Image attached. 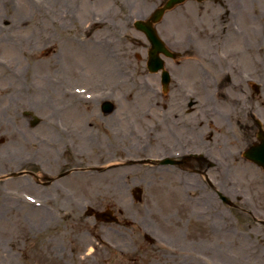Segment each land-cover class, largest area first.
Returning a JSON list of instances; mask_svg holds the SVG:
<instances>
[{
    "label": "rangeland",
    "instance_id": "374dc122",
    "mask_svg": "<svg viewBox=\"0 0 264 264\" xmlns=\"http://www.w3.org/2000/svg\"><path fill=\"white\" fill-rule=\"evenodd\" d=\"M159 2L0 0V264H264V226L239 211L233 221L214 192L227 196L228 163L210 171L211 189L202 177L176 167L138 162L161 156L148 144L154 125L156 131L160 125H202L201 137L210 143L220 125L246 123V98L251 113L264 122V0L187 1L166 16L169 32L204 30L203 41L192 45L193 63L216 51L214 41L206 44L213 28L224 36L216 40L217 57L239 52L234 62L239 73L259 87L258 93L244 84L234 91L237 74L229 60L222 64L215 58L213 66L222 67L228 80L221 79L219 93L214 85L198 86L190 114L171 93L150 94L152 84L139 71L133 23ZM93 11L100 38L110 36L106 40L84 34ZM79 95L89 101L77 102ZM103 100L115 110L101 113ZM173 108L180 124H172ZM235 108L243 117L229 123L227 114ZM23 112L40 123L31 127ZM75 128L88 135L83 144L74 137L70 143L63 132ZM241 161L248 170L252 166ZM25 170L40 180L8 178ZM88 207L110 209L118 222H96L86 217Z\"/></svg>",
    "mask_w": 264,
    "mask_h": 264
},
{
    "label": "flooded vegetation",
    "instance_id": "af4514ba",
    "mask_svg": "<svg viewBox=\"0 0 264 264\" xmlns=\"http://www.w3.org/2000/svg\"><path fill=\"white\" fill-rule=\"evenodd\" d=\"M164 1L165 0H160L158 6L163 4ZM213 2L214 5H217V3L221 4L223 0H213ZM95 14V11H93L89 16L91 19L88 22V26H86L85 29L83 28L84 34L89 33V36L91 37L92 35H96L100 40H106L110 36L109 34L106 36V34L103 33L101 36L104 37L100 38L99 33L100 30H102L101 23L100 20L96 21L95 17H97V15ZM168 22L167 17H164L163 15V18L159 23L151 26L164 45L178 55L174 60L159 55L163 61L164 69L170 75L168 93H171L178 99H182L186 114L194 113L197 103L198 86L206 85V79L204 77L206 75L205 66L213 63L215 61V56L213 54V56L210 55L206 58L198 57L195 59L196 63H193V58H190V62L187 63V65L185 64L184 67H181L180 62L182 59H185L183 58L184 55L190 53L192 50L194 51L195 49H193V46H198V43L203 41L202 32H204V30L198 29L195 32L190 33L192 35H181L176 32L174 33L173 31L169 32L165 25ZM134 31L136 34L133 36V43H138L137 47H139L142 56H137L141 67L139 71L145 72L143 75L147 76L152 84V86L148 87L149 92L152 95L158 96L159 93H161L160 74L149 73L145 67L148 60V53L153 52V46L142 33L137 32L135 29ZM206 33L207 40L214 41L213 44H215L216 40H218V36L215 37L214 35L216 30L209 27V31ZM114 40V43H116L119 38H114ZM96 42L100 43L101 41ZM185 44H188L192 50L184 49ZM116 45L117 44H115V46ZM117 59L119 60V58ZM117 59H115V61L119 66L120 62ZM136 67H139V63L135 65V68ZM118 70L119 69H116V72H118ZM135 71L136 69L134 72ZM116 72V76L120 77L122 75L120 70L118 74ZM186 72H190L191 74ZM226 80H228V76L222 78V81ZM215 85L214 90L221 91V83ZM246 86L249 87V89L252 88L249 82ZM247 101L246 98V114L248 116L246 118V123L244 125H220V128L217 131L211 133L210 143H205L203 137H201L202 125H160L161 131H156L154 125L150 129V139L148 144L150 147L152 146L154 150L161 151V158L175 160L178 163L177 166H175L177 170H180L185 174L189 173L190 175L202 178L208 177L210 171L214 169L216 165L217 168H223L226 163H228L225 169L227 173L225 174V177L228 178L226 197L231 202L228 207L233 221L236 218L235 211H239L240 213L251 217L256 224L260 225L258 222L261 221L262 218L258 217L264 215V197H261V187L264 189V169L255 166L250 162L249 163L252 166H255L256 169L251 166L248 170L245 168V165H239L240 162H242V159L246 160L243 156L244 152L261 143V140L259 139L260 133L264 132V125L260 122L261 116L259 114H253V112L251 113ZM103 102L104 101L99 104V110H101ZM248 119H250V121L247 122ZM54 130H56V132L58 131L57 128ZM63 132L67 135L70 143L73 141V137L74 139L84 140L88 136L86 134L81 136L76 128L65 129ZM113 133L117 134V132ZM60 138L63 137L60 135L56 140ZM155 139H158L159 142L155 143ZM238 146L239 148H237ZM239 157L242 159L240 160ZM235 162H239L238 165L235 166ZM236 167H243V169H236ZM236 175H238V178ZM238 204L241 205L239 206Z\"/></svg>",
    "mask_w": 264,
    "mask_h": 264
},
{
    "label": "bare ground",
    "instance_id": "6f19581e",
    "mask_svg": "<svg viewBox=\"0 0 264 264\" xmlns=\"http://www.w3.org/2000/svg\"><path fill=\"white\" fill-rule=\"evenodd\" d=\"M228 28H231V24L228 26ZM227 29V28H226ZM232 34H234V35H236V33H232ZM221 38L222 39H224V36H221ZM226 40H228V39H226ZM210 43H211V41H208V40H206V44H207V47L210 45ZM256 50L254 51V52H257V53H259L260 51V49H261V47L260 46H256V48H255ZM264 55V54H263ZM240 56V54H239V52H236V51H234V52H232L231 54H229L228 56H226V58L225 57H220V59H221V61H220V59H219V57H216V59L218 60V63L219 62H221L222 64H224V63H227L226 62V59L227 60H229V63L231 64V71L233 72V73H236L237 74V76L235 77V83H233V85H231L230 87H232V89L234 90V91H240L241 89H242V85L244 84V82L247 80V77H244L243 76V73L242 74H240L239 72H240V69H239V65L238 64H236V63H234V62H236V60L238 59V57ZM261 58V57H260ZM264 57H262V59H263ZM250 62H252L254 65L255 64H257L258 62H256V60L253 58V57H251L250 58ZM187 61H189V58L187 59ZM192 63V62H191ZM252 64V65H253ZM259 64V63H258ZM214 64H210V65H206L205 66V69H206V83H207V77H210V76H212V78L211 79H213V82L211 81V82H209V84L207 83L206 84V87L204 88V90H209V88L212 86L213 87V85H215V84H217V83H219V81L224 77V76H228V74H226L227 72L221 67V68H216V67H214L213 66ZM253 65V66H254ZM251 73L252 74H254L255 73V71H254V69H253V67L251 68ZM250 79V78H249ZM216 86V85H215ZM217 93H219V91L217 92ZM233 92L232 91H230V94H232ZM71 97H73L74 95H72L71 93L69 94ZM54 96V95H53ZM148 96H150V95H148ZM234 100L236 101V97L234 96ZM68 99V98H67ZM70 99H73V98H70ZM84 101V99H83V97H81L80 95H79V97H78V100H77V102H83ZM70 102V101H69ZM229 102H230V100H229ZM74 103V102H73ZM236 104H237V102H236ZM243 106V110L244 111H247V107H244V105H242ZM174 109V108H173ZM243 110L241 109H239V108H235L233 111H229L228 112V114H227V118L228 119H230L229 120V123H233V122H237V123H239L238 121L239 120H241L242 119V113H243ZM170 113H171V116L172 117H177V119H175V120H173L172 121V124L173 123H178V124H180L181 123V121H180V116H179V114H176L177 112H176V110L174 109V110H171L170 111ZM178 115V116H177Z\"/></svg>",
    "mask_w": 264,
    "mask_h": 264
},
{
    "label": "water",
    "instance_id": "95a60500",
    "mask_svg": "<svg viewBox=\"0 0 264 264\" xmlns=\"http://www.w3.org/2000/svg\"><path fill=\"white\" fill-rule=\"evenodd\" d=\"M185 0H168L164 7L161 8V9H158L154 16H156V18H158L159 16H161L163 14V12L167 11V10H170L173 8V6L177 5V4H180V3H184ZM197 1H203V0H197ZM134 26H137L139 27L140 29L142 28L143 24L141 22H137ZM166 81V80H165ZM110 110H112V106L110 104H107L106 106H104V112H109ZM38 123V120L35 119L33 122H32V125H35ZM254 153V155H253ZM255 153H259L261 155L264 154V145H261L253 150H251V154L250 155H245L247 156L250 160H252L253 162H255L256 164L258 165H261V166H264V159L263 158H259L258 156L255 155ZM221 199L224 201V202H227L226 199H224L223 197H221ZM93 212L92 210H88L87 212V215H91ZM112 212L110 211H106V212H102L101 214L100 213H95L93 216L95 217L96 220L98 221H105V222H115L116 219L114 217L111 216Z\"/></svg>",
    "mask_w": 264,
    "mask_h": 264
}]
</instances>
